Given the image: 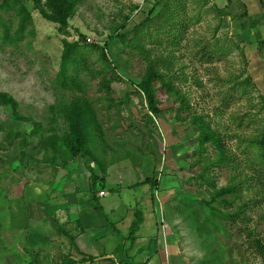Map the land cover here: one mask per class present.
I'll return each mask as SVG.
<instances>
[{
  "label": "rangeland",
  "instance_id": "obj_1",
  "mask_svg": "<svg viewBox=\"0 0 264 264\" xmlns=\"http://www.w3.org/2000/svg\"><path fill=\"white\" fill-rule=\"evenodd\" d=\"M27 4L33 34L0 43V91L43 131L24 138L32 122L0 106V264H264L254 247L264 243V0H82L66 32ZM121 25L125 43L114 36ZM62 39L82 45L81 90L54 86ZM142 51L173 87L154 83L157 117L135 86ZM74 96L102 127L91 154L105 169L104 195L89 188L93 158L40 145L64 128L50 106ZM193 115L219 133L225 163L211 145L199 149ZM229 184L235 197L211 201L213 187Z\"/></svg>",
  "mask_w": 264,
  "mask_h": 264
},
{
  "label": "trees",
  "instance_id": "obj_2",
  "mask_svg": "<svg viewBox=\"0 0 264 264\" xmlns=\"http://www.w3.org/2000/svg\"><path fill=\"white\" fill-rule=\"evenodd\" d=\"M81 2L82 0H2L0 2V12L5 15L7 14L8 18L4 19L0 15L1 45H13L15 47L20 42L25 41L27 35L33 34V28L31 27L33 17L27 3H31L32 7L38 10L44 19L58 25L62 32H66L65 29L68 27L69 20ZM14 20H16L15 26ZM146 21H148L147 17L133 27V32L137 34V26ZM122 28H124V25L115 29L114 36H117L121 43H125L126 33H120ZM81 48L82 45H80L78 41L70 42L67 39H62L60 67L56 73L54 85L61 88L62 91L81 90L79 73L89 67L86 58L81 53ZM100 53L101 60L107 63V57L102 49ZM143 55L146 60V69L135 86L143 95L146 107L151 116L157 117L161 112V109L157 104L154 83L159 81L161 87L167 92H171L173 87L171 81L164 80L163 75L158 71V65L161 61L150 58L145 52H143ZM103 87L109 90L110 81L103 78ZM0 106H8L11 109L16 123L20 121L32 122V128L28 132V135L23 134V136H25L24 138H30L43 131V127L39 122L31 120L29 117L21 116L18 113L19 104L9 93L0 91ZM50 110L55 119L62 120L64 128L61 134L54 132L44 139H41L40 145L43 148V152L47 154V152L52 151L54 152V156L58 154L61 158L74 159L79 154L93 158V155L91 154V145L95 143V138L97 136L102 137L103 132L101 124L97 118L96 110L91 102L85 97L74 96V98L71 99L58 100L50 106ZM191 124L197 131L199 149H202L205 144L211 145L217 152L215 161L218 164L225 163V148L219 133L213 130L209 123L199 115L192 116ZM15 133L16 132H13L9 134V136L14 137L16 135ZM24 138L22 143L23 145H26L29 141ZM256 143L260 145L262 156H264V129L256 139ZM22 156H25V152L22 153ZM95 160L96 159L93 158L92 163L87 167L90 171L89 188L93 193H98L104 188L105 169L103 166L97 164ZM96 167L97 170H95ZM213 189L214 193L211 201L223 199L226 195H231L232 197L237 195V188L234 184H229L219 189L213 187ZM134 216L135 219L130 225L129 233L132 235V238L143 220L142 212L139 210L135 211ZM236 216V214L225 215V217L233 219L236 218ZM205 220H209V217L207 216ZM203 225L204 223L202 226ZM254 247L264 261V243L255 240ZM91 258V256H87L84 260H89ZM203 263L212 264L213 261L208 259Z\"/></svg>",
  "mask_w": 264,
  "mask_h": 264
},
{
  "label": "built area",
  "instance_id": "obj_3",
  "mask_svg": "<svg viewBox=\"0 0 264 264\" xmlns=\"http://www.w3.org/2000/svg\"><path fill=\"white\" fill-rule=\"evenodd\" d=\"M212 1H213V0H209V2H212ZM99 194H100V195H104V191H103V190H100V191H99Z\"/></svg>",
  "mask_w": 264,
  "mask_h": 264
},
{
  "label": "crops",
  "instance_id": "obj_4",
  "mask_svg": "<svg viewBox=\"0 0 264 264\" xmlns=\"http://www.w3.org/2000/svg\"><path fill=\"white\" fill-rule=\"evenodd\" d=\"M94 259H96V258H94Z\"/></svg>",
  "mask_w": 264,
  "mask_h": 264
}]
</instances>
